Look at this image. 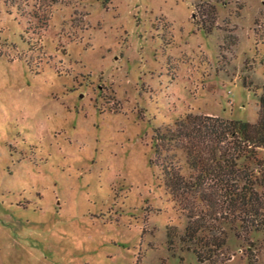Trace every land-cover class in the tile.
<instances>
[{"label":"rangeland","instance_id":"rangeland-1","mask_svg":"<svg viewBox=\"0 0 264 264\" xmlns=\"http://www.w3.org/2000/svg\"><path fill=\"white\" fill-rule=\"evenodd\" d=\"M263 65L264 0H0V264H264V231L223 262L177 240L162 167L190 171L153 140L253 124Z\"/></svg>","mask_w":264,"mask_h":264},{"label":"trees","instance_id":"trees-1","mask_svg":"<svg viewBox=\"0 0 264 264\" xmlns=\"http://www.w3.org/2000/svg\"><path fill=\"white\" fill-rule=\"evenodd\" d=\"M153 140L173 142L184 152L190 173L164 165L162 175L186 220L176 238L197 262H223L230 234L248 244L264 231V96L253 124L187 114L156 130ZM173 232L166 229L168 240Z\"/></svg>","mask_w":264,"mask_h":264}]
</instances>
